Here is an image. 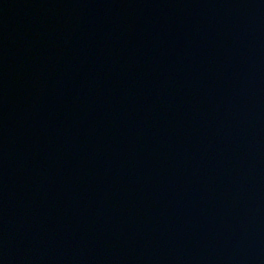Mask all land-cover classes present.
<instances>
[{"label":"water","instance_id":"water-1","mask_svg":"<svg viewBox=\"0 0 264 264\" xmlns=\"http://www.w3.org/2000/svg\"><path fill=\"white\" fill-rule=\"evenodd\" d=\"M0 264H264V0H0Z\"/></svg>","mask_w":264,"mask_h":264}]
</instances>
